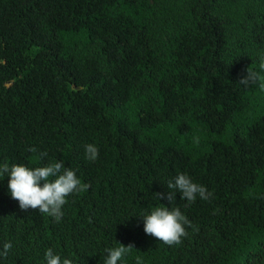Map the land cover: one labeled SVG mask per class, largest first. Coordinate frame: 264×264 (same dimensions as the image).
Here are the masks:
<instances>
[{
    "label": "trees",
    "instance_id": "obj_1",
    "mask_svg": "<svg viewBox=\"0 0 264 264\" xmlns=\"http://www.w3.org/2000/svg\"><path fill=\"white\" fill-rule=\"evenodd\" d=\"M262 54L264 0H0V162L46 151L87 184L57 221L0 180L3 264H43L47 247L103 264L118 243L124 264H264ZM177 172L211 196L176 194L190 223L166 245L138 214L168 205L155 193Z\"/></svg>",
    "mask_w": 264,
    "mask_h": 264
},
{
    "label": "clouds",
    "instance_id": "obj_2",
    "mask_svg": "<svg viewBox=\"0 0 264 264\" xmlns=\"http://www.w3.org/2000/svg\"><path fill=\"white\" fill-rule=\"evenodd\" d=\"M260 68L264 69V63L260 64ZM257 75L256 70H246L238 81L242 87H248L255 82ZM98 154L99 148L95 143L84 144V155L88 160H96ZM32 160L34 163L31 165L24 162H0V180L7 177V192L17 200L20 209H35L59 221L64 214L63 205L67 197L81 191L87 184L82 183L75 168L65 166L63 159L48 157L46 151H39ZM164 185L167 191L156 192L155 199L167 200L168 205L159 203L142 210L138 216L142 219L145 234L154 236L166 245L179 244L187 235L186 225L190 222L181 208L174 206L176 194L179 193L181 200L190 203L197 198L207 200L211 192L186 172H177L167 178ZM12 247L11 240L0 246V264L8 257ZM132 248V244L121 243L106 247L103 264H124V258ZM134 259L139 264L142 258L136 256ZM42 260L43 264H76L74 257L63 256L53 247L44 249Z\"/></svg>",
    "mask_w": 264,
    "mask_h": 264
},
{
    "label": "bare ground",
    "instance_id": "obj_3",
    "mask_svg": "<svg viewBox=\"0 0 264 264\" xmlns=\"http://www.w3.org/2000/svg\"><path fill=\"white\" fill-rule=\"evenodd\" d=\"M83 245V244H82ZM72 257V256H71ZM79 259V258H78Z\"/></svg>",
    "mask_w": 264,
    "mask_h": 264
}]
</instances>
